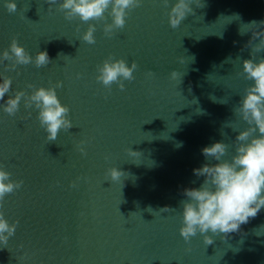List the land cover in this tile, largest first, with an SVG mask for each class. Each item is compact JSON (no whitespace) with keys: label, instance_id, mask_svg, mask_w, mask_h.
Returning <instances> with one entry per match:
<instances>
[{"label":"water","instance_id":"95a60500","mask_svg":"<svg viewBox=\"0 0 264 264\" xmlns=\"http://www.w3.org/2000/svg\"><path fill=\"white\" fill-rule=\"evenodd\" d=\"M15 2L10 14L0 0V53L15 37L33 58L46 50L51 62L16 71L0 64L12 78L5 101L16 91L31 93L28 84L61 81L57 96L73 127L49 142L38 110L25 109L23 98L15 116L0 108V164L23 181L0 209L9 223L19 221L0 246V264H264V209L239 232L213 235L211 245L199 233L186 244L179 231L183 192L204 180L193 170L216 163L202 149L224 142L223 159L230 160L238 131L248 127L234 109L252 83L242 69L252 58L246 24L264 20V0H192L193 12L175 29L168 16L175 0L167 7L143 0L111 38L104 22L90 21L91 45L81 39L88 23L65 19L62 0L51 11L45 0ZM110 55L138 65L123 91L96 80L97 65ZM129 148L141 155H129ZM112 167L125 172L121 181L106 175Z\"/></svg>","mask_w":264,"mask_h":264},{"label":"clouds","instance_id":"9594fccd","mask_svg":"<svg viewBox=\"0 0 264 264\" xmlns=\"http://www.w3.org/2000/svg\"><path fill=\"white\" fill-rule=\"evenodd\" d=\"M45 2L49 4L51 11V6L56 5L58 0H45ZM161 2L165 7L169 4V0H161ZM142 4L143 0H62L58 8L64 12L65 19L71 21L78 18L81 22L88 23V28L81 39L91 45L96 43L94 35L96 24L90 21L104 22V35L111 38L116 29L124 28L130 12L141 7ZM191 4L192 0H175L168 13L169 24L173 29L193 12ZM201 5L197 4L198 7H202ZM5 7L10 14L17 11L15 0H5ZM109 17H111L110 23L106 22ZM246 25L250 26L248 31L252 32V38L246 45L251 48L252 58L242 61V69L245 79L252 83L245 89V95L234 111L248 127L238 131L234 141L235 154L230 160L223 159L228 149V145L224 142H215L202 149L206 160L211 158L216 163L207 162L200 168L194 169V175L204 177L203 183L199 188H186L183 192L186 199L180 202L182 226L179 231L186 244H190L191 239L199 233L203 236L204 243L211 245L213 235H220L223 239L230 233L239 232L241 225L249 223L250 219L255 218L261 209H264V58H260L259 61L255 59L257 53L264 51V30H260L264 28V20L252 21ZM76 30L79 32V27ZM244 33L240 30L241 35ZM5 61L10 63L5 64ZM50 62L46 50L37 52L33 58L15 37L9 48L0 53V64L4 65L5 71H16L18 65L31 63L41 68ZM137 67L135 61L128 66L126 60L115 59L110 55L97 65L96 80L109 91L113 84H117L123 91L125 87L123 81H133ZM147 75L153 76L154 73L149 72ZM177 75L176 71L171 72L173 80L177 79ZM79 76L80 74H77V78ZM11 84L12 78L0 73V101H4L0 104V108L9 116L17 114L23 98L25 109L35 107L38 110L37 119L41 128L47 133V141H55L61 130L68 131L73 127L69 116L70 109L62 105L57 96L56 89L63 86L61 81L47 88L28 84L27 88L33 89L31 93L16 91L14 96H8L5 101ZM83 143L84 141H81V145ZM79 151L82 155L87 154L82 146L79 147ZM127 151L131 156L141 155L131 148ZM105 159L108 157L106 156ZM106 175L110 177L111 182H118L125 176V172L112 167L107 170ZM11 176L4 165L0 164V209L3 208L6 196L14 194L23 185L22 180H13ZM70 186L75 188L77 184L74 181ZM173 210L169 207L160 209L162 212ZM18 223L19 221L9 223L4 212L0 211V246H7L9 238L15 235ZM255 234L261 235L258 231ZM187 251H191V248Z\"/></svg>","mask_w":264,"mask_h":264}]
</instances>
